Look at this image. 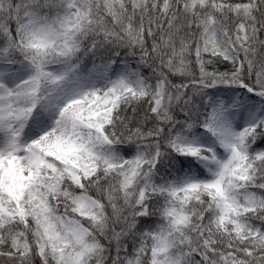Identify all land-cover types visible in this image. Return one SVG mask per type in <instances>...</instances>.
<instances>
[{
	"label": "snow or ice",
	"instance_id": "snow-or-ice-1",
	"mask_svg": "<svg viewBox=\"0 0 264 264\" xmlns=\"http://www.w3.org/2000/svg\"><path fill=\"white\" fill-rule=\"evenodd\" d=\"M0 264H264V0H0Z\"/></svg>",
	"mask_w": 264,
	"mask_h": 264
}]
</instances>
